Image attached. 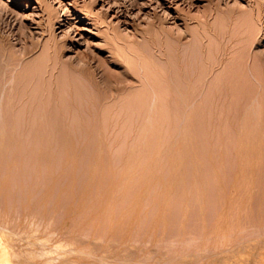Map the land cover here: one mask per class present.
Returning <instances> with one entry per match:
<instances>
[{"label": "rangeland", "instance_id": "obj_1", "mask_svg": "<svg viewBox=\"0 0 264 264\" xmlns=\"http://www.w3.org/2000/svg\"><path fill=\"white\" fill-rule=\"evenodd\" d=\"M263 227L264 0H0L1 264H207Z\"/></svg>", "mask_w": 264, "mask_h": 264}, {"label": "bare ground", "instance_id": "obj_2", "mask_svg": "<svg viewBox=\"0 0 264 264\" xmlns=\"http://www.w3.org/2000/svg\"><path fill=\"white\" fill-rule=\"evenodd\" d=\"M172 1V0H171ZM174 1V0H173ZM176 1V0H175ZM191 1V0H190ZM187 3V2H186ZM191 3V2H190ZM160 5V4H159ZM158 5V6H159ZM162 6V5H161ZM189 6H190V4H189ZM3 10V9H2ZM1 10V11H2ZM7 11V10H6ZM2 13V12H1ZM5 13V12H4ZM9 13H10V11H9ZM7 14V13H6ZM11 14V13H10ZM175 19V18H174ZM68 32L70 31V30H67ZM63 32V31H62ZM74 32V31H73ZM64 33V32H63ZM67 34V33H66ZM73 35V34H72ZM64 36V35H63ZM9 81H10V79H9ZM8 83V82H7ZM6 83V84H7ZM8 84H10V82L8 83ZM223 98V100H224V97H222ZM225 98H226V96H225ZM256 101V100H255ZM251 104V103H250ZM255 112V111H254ZM249 113V112H248ZM248 115V114H247ZM249 115H250V113H249ZM250 117V116H249ZM244 118V117H243ZM251 118V117H250ZM254 118H256V117H254ZM259 118V117H258ZM244 119H246V117L244 118ZM248 120V119H247ZM259 120V119H258ZM245 121V120H244ZM249 121V120H248ZM247 123V122H246ZM259 123V122H258ZM240 124V123H239ZM244 124V123H243ZM250 124V123H249ZM254 124V123H253ZM258 125V124H257ZM248 126V125H247ZM244 130H245V128H244ZM246 131V130H245ZM244 131V132H245ZM242 132V131H241ZM245 134V133H244ZM241 135V134H240ZM243 135V134H242ZM246 135V134H245ZM244 136V135H243ZM248 136V135H247ZM243 138V137H242ZM251 139V138H250ZM244 141V140H243ZM258 141V140H257ZM243 146V145H242ZM241 146V147H242ZM241 161V160H240ZM239 161V162H240ZM242 165V164H241ZM241 165H240V167H241ZM247 165V164H246ZM248 166V165H247ZM257 166V165H256ZM250 167H247L246 169H249ZM256 168V167H255ZM246 169H245V171H246ZM239 170V169H238ZM241 170V169H240ZM243 170V169H242ZM255 171V170H254ZM243 172V171H242ZM247 172H248V170H247ZM240 173V172H239ZM242 174V173H241ZM244 174V173H243ZM253 175V174H252ZM247 176H248V174H247ZM240 177H242V175H240ZM243 177H245V174H244V176ZM260 228V227H259ZM264 228V227H263ZM1 229V232L2 233H5V229H2V228H0ZM15 232V231H14ZM260 232V231H259ZM7 233H8V231H7ZM11 233V232H10ZM24 234V233H23ZM264 234V233H263ZM263 234H261V235H263ZM12 235H16V234H12ZM225 235V234H224ZM223 235V236H224ZM261 235H258V236H261ZM17 236H18V234H17ZM28 236V235H27ZM222 236V237H223ZM244 236H245V234H244ZM26 237V236H25ZM225 237V236H224ZM237 237V236H236ZM243 237V236H242ZM32 238V237H31ZM232 238V237H231ZM246 238V237H245ZM257 238V237H256ZM255 237H254V239L252 240V239H250V241L248 242L247 240L245 241V243L243 242V244L241 245V246H239V247H237V248H232V249H229V250H226L225 252H223V253H221V255L218 257V258H216L215 259V257L213 258V259H215L214 260V262L212 263V262H209V263H207V264H264V236L263 237H261L260 239V241H259V238H258V241L259 242H255V239H256ZM35 239H37V238H35ZM230 239V238H229ZM6 240V239H5ZM21 240V239H20ZM39 240H41V239H39ZM24 241V240H23ZM45 241V240H44ZM48 241V240H47ZM232 241V240H231ZM7 242V241H6ZM12 242V241H11ZM16 242H18V241H16ZM26 243H29V242H27V241H25ZM236 242V241H235ZM1 243H2V241H1ZM32 243V242H31ZM36 243V242H35ZM16 244V243H15ZM18 244V243H17ZM20 244V243H19ZM57 244V243H56ZM233 244H235V243H233ZM241 244V243H240ZM21 245V244H20ZM31 245V244H30ZM37 245V244H36ZM39 245H41V244H39ZM42 245H44V244H42ZM228 245H229V243H228ZM24 247V246H23ZM223 247V246H222ZM225 247V246H224ZM11 248V247H10ZM16 248V247H15ZM46 248V247H45ZM47 248H49V247H47ZM228 248V247H227ZM13 249V248H12ZM19 249V248H18ZM69 249V248H68ZM74 249V248H73ZM218 249V248H217ZM222 249V248H221ZM256 249V251H254ZM32 250V249H31ZM43 250V249H42ZM44 250H46V249H44ZM76 250V249H75ZM11 251V250H10ZM18 251V250H17ZM20 251V250H19ZM24 251V250H23ZM47 251V250H46ZM28 252V251H27ZM36 252V251H35ZM56 252V251H55ZM58 252V251H57ZM81 252V251H80ZM87 252V251H86ZM85 252V253H86ZM202 252V251H201ZM21 253V252H20ZM12 254H13V252H12ZM17 254V253H16ZM34 254V253H33ZM41 254V253H40ZM72 254V253H71ZM90 254V253H89ZM192 254H194V253H192ZM209 254V253H208ZM8 255H9V244L8 243H5L4 244V247L3 248H1L0 249V264L1 263H4L6 260H7V257H8ZM17 255H20V254H17ZM42 255V254H41ZM49 255H51V254H49ZM64 255V254H63ZM77 255H79V254H77ZM81 255V254H80ZM84 255V254H83ZM203 255V254H202ZM219 255V254H218ZM11 256V255H10ZM9 256V257H10ZM23 256V255H22ZM26 256V255H25ZM30 256H31V254H30ZM47 256V255H46ZM58 256V255H57ZM68 256V255H67ZM91 256V255H90ZM214 256H217V255H214ZM14 257V256H13ZM18 257V256H17ZM27 257V256H26ZM29 257V256H28ZM27 257V258H28ZM45 257V256H44ZM72 257V256H71ZM78 257V256H77ZM76 257V258H77ZM185 257V256H184ZM198 257V256H197ZM206 257V256H205ZM21 258V256H19V258H16V259H20ZM47 259H48V257H46ZM186 258V257H185ZM188 258H190V257H188ZM208 258V257H207ZM15 259V258H14ZM15 259V260H16ZM23 260H24V258H22ZM31 259H32V257H31ZM35 258H34V256H33V260H34ZM53 259V258H52ZM59 259H62V258H59ZM90 259V258H89ZM104 259H106V258H104ZM110 259H112V258H110ZM174 259H175V257H174ZM192 259V258H191ZM200 259V258H199ZM198 259V260H199ZM212 259V260H213ZM26 260V259H25ZM39 260V259H38ZM41 260V259H40ZM63 260H65L64 258H63ZM78 260V259H77ZM88 260V259H87ZM113 260V259H112ZM111 260V261H112ZM117 260V259H116ZM185 260V259H184ZM188 260V259H187ZM196 260V259H195ZM8 261H9V259H8ZM30 261V260H29ZM52 261V260H51ZM70 261L71 262H74L72 259H70ZM101 261V260H100ZM118 261V260H117ZM117 261H115V262H117ZM122 261H124V260H122ZM183 261V260H182ZM206 261V260H205ZM210 261V260H209ZM27 263H28V260L26 261ZM55 262V261H54ZM68 262V261H67ZM102 262V261H101ZM104 262V261H103ZM120 262V261H119ZM162 262V261H161ZM168 262H169V260H168ZM181 262V261H180ZM185 262H190V261H184V264H185ZM12 263V262H11ZM19 263V262H18ZM33 264V262H30V264ZM35 263V262H34ZM36 263H38V262H36ZM43 262H41V264H42ZM51 263V262H50ZM61 263V262H60ZM77 263V262H76ZM156 263H159V261L158 262H156ZM193 263V262H192ZM20 264V263H19ZM25 264V263H24ZM62 264H63V262H62ZM84 264V263H83ZM101 264V263H100ZM105 264H106V262H105ZM111 264V263H110ZM119 264V263H118ZM129 264V263H128ZM137 264V263H136ZM174 264V263H173ZM177 264V263H176ZM190 264V263H189Z\"/></svg>", "mask_w": 264, "mask_h": 264}]
</instances>
